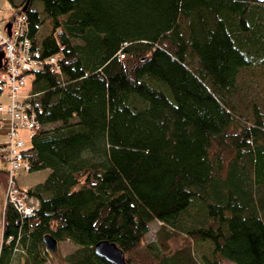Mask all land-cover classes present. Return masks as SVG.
<instances>
[{
  "label": "trees",
  "instance_id": "16d2710c",
  "mask_svg": "<svg viewBox=\"0 0 264 264\" xmlns=\"http://www.w3.org/2000/svg\"><path fill=\"white\" fill-rule=\"evenodd\" d=\"M34 1L13 10L27 3L29 37L56 63L31 76L40 127L23 155L48 175L31 217L5 204L0 264L18 247L44 264L45 235L80 246L68 264H111L100 241L127 264H199L202 244L201 264H264V109L233 99L239 72L264 67V2Z\"/></svg>",
  "mask_w": 264,
  "mask_h": 264
},
{
  "label": "built area",
  "instance_id": "2783aa9c",
  "mask_svg": "<svg viewBox=\"0 0 264 264\" xmlns=\"http://www.w3.org/2000/svg\"><path fill=\"white\" fill-rule=\"evenodd\" d=\"M9 22L10 30L7 28ZM28 27V17L22 10L14 9L11 15L3 17L0 9V50L4 53V64L0 69V116H8L6 119L0 118V126L9 138L8 142L0 144V158L6 163L8 176L5 197L23 216L31 217L38 202L29 196L26 188L17 185L18 173L31 169L24 159L26 145L19 137L18 130L29 131L31 140L40 125L30 102L33 94L29 91L24 96L18 90L24 88L33 73L41 70L45 63H56V57H40L39 49L29 37ZM4 91L6 105L1 101Z\"/></svg>",
  "mask_w": 264,
  "mask_h": 264
},
{
  "label": "rangeland",
  "instance_id": "374dc122",
  "mask_svg": "<svg viewBox=\"0 0 264 264\" xmlns=\"http://www.w3.org/2000/svg\"><path fill=\"white\" fill-rule=\"evenodd\" d=\"M23 0H0V9H2L3 17H7L13 13L14 4L18 5ZM33 7L37 10H42L41 0H35ZM44 17V15L42 16ZM48 24L45 23L39 27L37 38L41 39L48 33ZM30 81L28 80L26 86L21 91V94L26 96L30 90ZM238 93L234 95L233 99L240 104V108L246 107L252 103L258 104L261 109H264V67L243 69L237 75ZM1 101L4 105L7 104L5 91L1 94ZM8 116L3 114L1 119H6ZM57 124L49 125L47 128H55ZM5 129L0 126V144L8 142V135L5 134ZM19 137L23 140L24 144L28 146L30 144L29 131L25 129L18 130ZM7 168L6 163L0 158V170ZM48 175V171L45 169L38 171H21L17 176V183L21 187H32L35 184L41 183ZM33 188V187H32ZM7 184L5 188L0 187V230L2 225V212L6 203H10L6 200ZM34 201L32 200V203ZM31 203V204H32ZM185 220V219H184ZM160 222L154 221L148 226V232L145 236V244L154 242L157 239V234L160 226ZM191 222L186 221L185 225L190 226ZM1 234V232H0ZM2 243V236L0 235V244ZM80 249V246L74 244L68 239L58 242V250L55 253H49L46 255L44 264H68L65 258ZM22 249L18 247L14 252L11 264H24L25 256H23ZM194 255L201 264L202 255L207 254V249L204 244L200 246H194ZM224 264V263H222ZM232 264V263H226Z\"/></svg>",
  "mask_w": 264,
  "mask_h": 264
},
{
  "label": "water",
  "instance_id": "95a60500",
  "mask_svg": "<svg viewBox=\"0 0 264 264\" xmlns=\"http://www.w3.org/2000/svg\"><path fill=\"white\" fill-rule=\"evenodd\" d=\"M259 2H264V0H257ZM27 3L23 7V11L26 9ZM8 30L11 28V23L7 24ZM4 53L0 50V68L3 67V57ZM44 245L48 252L55 253L58 249V242L50 235H45L43 238ZM94 253L105 259L107 262L111 264H127L125 261V256L123 251L114 243H110L108 241H100L95 244Z\"/></svg>",
  "mask_w": 264,
  "mask_h": 264
},
{
  "label": "bare ground",
  "instance_id": "6f19581e",
  "mask_svg": "<svg viewBox=\"0 0 264 264\" xmlns=\"http://www.w3.org/2000/svg\"><path fill=\"white\" fill-rule=\"evenodd\" d=\"M1 68H2V67H1ZM1 68H0V69H1ZM22 90H23V88L19 89V90H18V93L21 94V91H22Z\"/></svg>",
  "mask_w": 264,
  "mask_h": 264
},
{
  "label": "crops",
  "instance_id": "0c3cea01",
  "mask_svg": "<svg viewBox=\"0 0 264 264\" xmlns=\"http://www.w3.org/2000/svg\"><path fill=\"white\" fill-rule=\"evenodd\" d=\"M17 184H18V183H17ZM35 185H36V184H35ZM35 185H34V186H35ZM34 186H32V187H34ZM20 187H21V186H20ZM32 187H25V188H29V189H30V188H32Z\"/></svg>",
  "mask_w": 264,
  "mask_h": 264
},
{
  "label": "flooded vegetation",
  "instance_id": "af4514ba",
  "mask_svg": "<svg viewBox=\"0 0 264 264\" xmlns=\"http://www.w3.org/2000/svg\"><path fill=\"white\" fill-rule=\"evenodd\" d=\"M58 250V249H57ZM50 253V252H49Z\"/></svg>",
  "mask_w": 264,
  "mask_h": 264
}]
</instances>
